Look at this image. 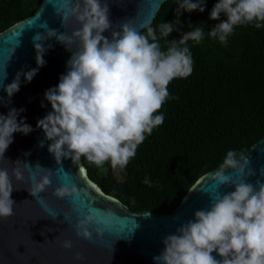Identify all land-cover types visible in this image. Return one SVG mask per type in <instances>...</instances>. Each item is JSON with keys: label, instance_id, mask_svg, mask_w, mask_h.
Here are the masks:
<instances>
[{"label": "clouds", "instance_id": "1", "mask_svg": "<svg viewBox=\"0 0 264 264\" xmlns=\"http://www.w3.org/2000/svg\"><path fill=\"white\" fill-rule=\"evenodd\" d=\"M60 3L57 12L62 17V26L74 18L81 27L69 35L45 24L44 32L33 36L37 68L26 72L22 69L10 84H4L9 62L0 65L4 73L0 88L8 95L7 101L0 96V106L11 104V97L20 90L21 77L30 83L46 65L44 56L53 45L45 47L44 42L55 38L72 54L58 85L45 92L52 111L37 123L46 141L51 142L49 153L57 164L65 158H70L73 164L85 158L99 168L110 163L112 169H124L147 136L163 125L165 117L160 110L168 99L176 98L171 97L169 85L174 79L188 78L193 73L194 60L188 42L201 43L205 29L197 26L181 33L179 40H168L164 50L156 28L150 25H145L144 31H138L124 23L119 31L113 30L108 0H60ZM205 5L206 0H178L176 13L179 17L185 11L203 13ZM221 14L227 19L221 20ZM210 19L220 22L212 26L208 35L226 45L237 26L264 27V0H218L210 12ZM180 23L177 20L161 23L160 37L168 38L173 31H178ZM106 31L111 32V38L103 35ZM15 52L16 48L9 61ZM23 111V108H10L7 115L0 113V160L6 159L5 153L13 143L14 133L27 135L34 131L25 122L26 118L18 121ZM44 146L45 141H40L39 147ZM30 155V152L24 153V156ZM20 164L23 169L13 167L11 175L7 168H0L2 219L14 215L16 201L12 199V193L21 190L14 186L13 177L23 181L27 172L30 185L27 190L35 198L52 186V169L37 162L33 171V166L21 159L13 165ZM250 164L251 160L244 152H227L214 175L216 194L210 196V208L195 211L194 220L183 223L175 234L162 240L164 248L153 257L155 264H264V182H248L249 177L256 175ZM229 169L244 179L234 180L228 174ZM143 183L152 186L150 178L146 177ZM225 185L235 190L219 193L220 187ZM53 194L61 199L79 198L81 192L75 185L61 184ZM37 202L48 213L45 219L55 221L59 213L52 212L42 197ZM76 211L81 213L75 225L78 237L92 240L93 225L97 226V235H103L112 225L110 211L101 212L95 208L87 214H83L81 208ZM64 217L60 223L70 225L69 215L64 214ZM50 231L54 229L47 228V232ZM41 235L45 233L41 232ZM62 246L71 250L73 243L65 240ZM83 258L82 253H76L75 259Z\"/></svg>", "mask_w": 264, "mask_h": 264}, {"label": "water", "instance_id": "2", "mask_svg": "<svg viewBox=\"0 0 264 264\" xmlns=\"http://www.w3.org/2000/svg\"><path fill=\"white\" fill-rule=\"evenodd\" d=\"M167 1L169 0H108L113 30L119 31L122 24L129 23L138 31H143L145 25L151 26L154 23L162 5ZM60 7V0H42L32 16L0 34V65L9 62L5 85L12 83L16 73L22 69L26 72L37 68L33 36L37 32L43 33L45 24L50 29L69 35L81 27L74 18L62 26V17L57 12ZM103 35L111 38L110 31ZM48 44L53 47L44 56L46 65L39 69L30 83L21 77L20 90L11 97V104L0 106V113L4 115H7L10 108L25 109L20 113L18 121L26 118L25 122L34 129L27 135L14 133L13 143L5 153L6 159L0 160V168H7L11 175L13 167L23 169L22 164L13 165L17 159L30 163L33 171L35 164L39 162L41 166L52 169V186L35 198L27 190L30 186L27 172L24 173L23 181H16L13 177L14 186L21 190H14L12 193V199L16 201L14 215L7 219L0 218V264H155L153 257L159 255L164 248L162 240L169 234H175L183 223L194 220L195 211L210 208V196L216 194L214 175L219 167L201 177L189 190L192 192L188 191L173 212L159 213L134 211L119 199L107 195L89 178L82 158L77 164H73L70 158L57 164L55 157L48 151L51 142L46 141L45 134L42 129L37 128V123L52 111L51 104L45 99V92L58 85L60 76L66 73V64L72 53L55 38L44 42L45 47ZM14 48L16 52L9 61ZM3 75V70H0V79ZM0 96L5 101L8 100L7 92L2 88ZM42 140L45 141V146L41 148L39 143ZM26 152L31 155L24 156ZM245 155L251 160L249 167L256 171V175L249 177L248 182H264V137ZM228 174L234 180L244 179L231 169ZM61 184L69 187L75 185L81 192L80 197H56L53 193ZM234 190V187L225 185L220 187L219 193L226 194ZM41 197L52 212L59 213L55 221L45 219L48 213L37 202ZM77 208H81L83 214L93 208L101 212L110 211L113 214L112 225L103 235H97V226L93 225L92 240L78 237L75 225L81 213L76 211ZM64 214L69 215L70 225L67 222L60 223L65 220ZM47 228L54 231L47 232ZM41 232L45 235H41ZM65 240L72 241L71 250L62 246ZM77 252L83 254L82 260L75 259ZM213 255L220 258L216 253Z\"/></svg>", "mask_w": 264, "mask_h": 264}, {"label": "trees", "instance_id": "3", "mask_svg": "<svg viewBox=\"0 0 264 264\" xmlns=\"http://www.w3.org/2000/svg\"><path fill=\"white\" fill-rule=\"evenodd\" d=\"M42 0H0V34L32 16ZM218 0H206L205 11L176 13L178 0L165 2L154 23L162 49L203 26L201 43L188 42L194 60L188 78L174 79L171 97L162 106L163 125L155 128L124 168L122 181L111 180L110 163L102 168L82 158L89 178L109 196L134 211L171 213L206 173L223 162L229 150L244 154L264 137V27L237 26L227 44L208 35L220 21L210 12ZM221 20L227 17L221 14ZM181 22L168 38L163 22ZM189 25L192 27L190 28ZM145 30V29H144ZM143 30V31H144ZM150 178L152 186L144 184Z\"/></svg>", "mask_w": 264, "mask_h": 264}, {"label": "rangeland", "instance_id": "4", "mask_svg": "<svg viewBox=\"0 0 264 264\" xmlns=\"http://www.w3.org/2000/svg\"><path fill=\"white\" fill-rule=\"evenodd\" d=\"M105 173H106V175H108L110 177L111 180H114V181H122L125 178V172L123 169H120V168L115 169L111 173H107V172H104L103 170H101L102 175H104Z\"/></svg>", "mask_w": 264, "mask_h": 264}]
</instances>
